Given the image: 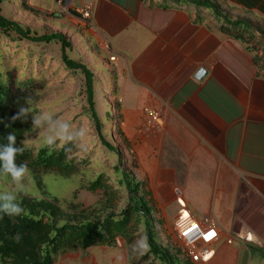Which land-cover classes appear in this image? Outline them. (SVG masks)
Listing matches in <instances>:
<instances>
[{
	"label": "crops",
	"instance_id": "obj_1",
	"mask_svg": "<svg viewBox=\"0 0 264 264\" xmlns=\"http://www.w3.org/2000/svg\"><path fill=\"white\" fill-rule=\"evenodd\" d=\"M208 1L230 21L264 29V0ZM70 5L71 14L28 4L47 15V34H61L84 58L94 95L97 81L116 99L119 132L129 151L135 147V180L145 184L151 205L172 226L180 200L199 225L216 230L206 264H264V34L226 24L190 2ZM85 6L88 20L77 12ZM199 71L204 74L197 79ZM147 111L159 115L152 127ZM119 239L112 248L120 252L94 246L57 264H129Z\"/></svg>",
	"mask_w": 264,
	"mask_h": 264
},
{
	"label": "rangeland",
	"instance_id": "obj_2",
	"mask_svg": "<svg viewBox=\"0 0 264 264\" xmlns=\"http://www.w3.org/2000/svg\"><path fill=\"white\" fill-rule=\"evenodd\" d=\"M29 1L31 6L39 10L42 8L44 12L49 9V6L54 9V4L50 0H5L1 5V15L38 35L51 32V26L45 20L47 15L38 11L33 13V10L28 6ZM252 24L255 28L264 31L256 23ZM14 39L10 40L0 34V73L8 72L12 80L30 78L38 86L35 88L30 102L32 115L50 114L53 119L67 121L72 131H81L83 135L69 142L56 141L58 147L66 143L72 145L71 157H74L75 171L71 175L62 177L56 171L42 173L39 175L41 187H38L34 181V173L29 170V174L22 181L25 187L20 190L7 174H0V192L50 202L56 199V206L64 215L61 217L62 219L58 220L59 225L69 220L76 223L82 220L79 217L81 214H84L83 217H86L87 220L102 219L108 212L120 214L128 203L127 192L124 186H120L118 183L123 178L121 172L127 170L129 177L133 180L138 176L139 164L135 147L132 148V152L129 151L121 138L120 119L113 105L116 99L106 96V92L98 85L100 82L96 81L94 103L97 117L101 123V132L104 139L116 147L120 154V163L115 154L108 152L101 145L95 127L87 115L82 76L79 73L67 72L63 69L60 61V45L57 43L37 45L25 41L17 42ZM65 52L74 61L82 63L84 60L83 57L81 60L76 48L73 51L71 48H67ZM46 129L47 125L44 124L32 126L31 119V130L23 137L24 148L30 149L35 154L36 149L45 143V137L48 134ZM116 166L119 168L118 171L114 169ZM101 173L105 175L109 185L116 191L115 199L111 203L112 208H108L107 212L103 210L102 205L105 203L102 193L100 191L90 193L84 189L91 180ZM152 208L153 225L158 244L168 248L170 253L176 257L174 264H190L180 257L179 240L174 235L170 223L161 217L160 209H157L155 205ZM170 210L171 208L166 211L169 218L172 215ZM142 236L143 225L141 224L134 233L133 242ZM118 243L120 246L123 244V248L129 252L130 246L127 247L126 244L125 246L122 239H119ZM110 250L121 251L112 247L108 248V251ZM147 251L148 247L142 252H132L133 260L140 261V264H160L151 255L142 261L141 258ZM75 253L86 255L85 250L79 249L61 252L56 256L54 264L63 262L61 259L65 254Z\"/></svg>",
	"mask_w": 264,
	"mask_h": 264
},
{
	"label": "trees",
	"instance_id": "obj_3",
	"mask_svg": "<svg viewBox=\"0 0 264 264\" xmlns=\"http://www.w3.org/2000/svg\"><path fill=\"white\" fill-rule=\"evenodd\" d=\"M173 3L190 2L212 11L215 18L223 20L233 27H243L244 30L261 32L249 21H230L221 10L208 0H164ZM4 0H0V7ZM0 34L17 42L49 45H60V61L63 69L67 72L79 73L83 79V93L88 110L87 115L92 121L101 145L110 153L115 154L120 163V154L116 147L107 142L101 132V123L97 117L94 103V74L82 63L69 58L65 49H70V43L59 33L38 35L23 28L15 21H11L1 15L0 9ZM14 36V37H11ZM35 88H38L30 78L12 80L7 73H0V144L6 143L5 137L14 132L17 137V147H21L23 137L31 130V116L22 117L25 121L11 122L20 106L30 108V102ZM26 101L28 103H26ZM32 115V112H30ZM8 125V127H5ZM124 141V140H123ZM17 155V164L25 162L30 171L34 173V181L41 187L40 174L56 171L62 177H68L75 171L74 157H71L72 145L69 143L58 147L41 144L35 154L26 149ZM116 171L118 166L114 167ZM123 178L118 183L124 186L127 192V206L120 214L108 212L102 219H86L84 214L79 215L82 220L72 223V220L59 225L63 213L56 206L57 200L32 199L18 196L17 200L24 213L21 216L10 218L0 215V264H54L58 253L73 251L75 249L87 250L94 246L114 247L116 239H122L130 246L134 239V233L140 225H143V236L147 238L148 251L142 256V261L153 256L160 264H174L176 257L168 248L162 247L156 240L154 230V217L149 193L145 190V184L131 179L127 170L121 172ZM84 189L95 193L100 191L105 205L104 212L112 208L111 203L115 199L116 191L109 185L103 173L91 180ZM76 208V207H75ZM75 211V210H73ZM73 217V216H72ZM74 218V217H73ZM129 264H140L134 261L132 251L129 250ZM188 262V261H187ZM190 263V262H188Z\"/></svg>",
	"mask_w": 264,
	"mask_h": 264
},
{
	"label": "clouds",
	"instance_id": "obj_4",
	"mask_svg": "<svg viewBox=\"0 0 264 264\" xmlns=\"http://www.w3.org/2000/svg\"><path fill=\"white\" fill-rule=\"evenodd\" d=\"M52 1L61 12H69L71 14L72 10L70 9V4V8H67L65 11L61 6L57 5L56 0ZM26 103L28 102L26 101ZM30 112L31 109L29 107L20 106L17 113L10 118L11 122H15L17 120L23 122L25 119H22V117L28 118L31 116L32 126H39L42 124L47 125L46 130L48 134L45 137V143L48 145H53L57 140L61 141L62 143L73 141L83 135L81 131H72L71 126L67 121L53 119L52 116L47 113H42L40 115H30ZM0 123H3V121H0ZM5 127H8V125H5ZM5 140L6 143L0 144V174H7L17 186V188L23 190L25 185L22 181L29 174V169L25 162L17 164L16 157L17 155L22 154L25 150L23 146L24 142L21 141L22 146L17 147V137L14 132H10L5 137ZM23 213L24 209L18 202L16 194L0 192V215L15 218L21 216ZM147 247V238L142 236L133 242V244L130 246V250L133 253H138L142 252Z\"/></svg>",
	"mask_w": 264,
	"mask_h": 264
},
{
	"label": "built area",
	"instance_id": "obj_5",
	"mask_svg": "<svg viewBox=\"0 0 264 264\" xmlns=\"http://www.w3.org/2000/svg\"><path fill=\"white\" fill-rule=\"evenodd\" d=\"M57 5L66 11L70 8V0H56ZM64 3V4H63ZM78 14L83 20L90 18L91 8L85 6L77 9ZM110 61L114 60L113 56L109 57ZM147 125L152 127L159 122V115L154 111H147ZM181 209L175 218L172 228L173 233L179 240L180 256L191 264H206L213 258V250L211 245L218 238V233L214 228L208 227L206 224L199 225L190 215L182 201L178 200ZM238 238L245 240L247 243H253L250 236L243 234L237 235ZM232 240L226 239L225 244L231 245Z\"/></svg>",
	"mask_w": 264,
	"mask_h": 264
},
{
	"label": "water",
	"instance_id": "obj_6",
	"mask_svg": "<svg viewBox=\"0 0 264 264\" xmlns=\"http://www.w3.org/2000/svg\"><path fill=\"white\" fill-rule=\"evenodd\" d=\"M204 72L203 71H199L196 75V78L199 79L201 76H203Z\"/></svg>",
	"mask_w": 264,
	"mask_h": 264
}]
</instances>
